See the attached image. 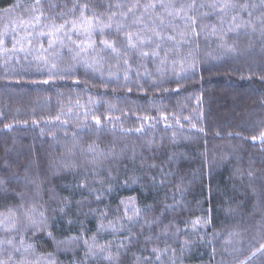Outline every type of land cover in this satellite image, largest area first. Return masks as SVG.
I'll return each instance as SVG.
<instances>
[{
    "label": "trees",
    "instance_id": "obj_1",
    "mask_svg": "<svg viewBox=\"0 0 264 264\" xmlns=\"http://www.w3.org/2000/svg\"><path fill=\"white\" fill-rule=\"evenodd\" d=\"M79 2L35 28L7 17L31 0H0V261L264 264V0H196L198 36L144 12L161 0ZM158 15L176 39L126 49Z\"/></svg>",
    "mask_w": 264,
    "mask_h": 264
},
{
    "label": "snow or ice",
    "instance_id": "obj_2",
    "mask_svg": "<svg viewBox=\"0 0 264 264\" xmlns=\"http://www.w3.org/2000/svg\"><path fill=\"white\" fill-rule=\"evenodd\" d=\"M36 5H40L41 4V0H35ZM97 7H101L103 5H96ZM206 5L201 4L200 7H205ZM212 8L214 9H219L221 12H223L224 10L230 8V7H236L235 4H232L230 2V0H228V2L225 3H214L212 5H210ZM22 5L17 3L13 6L14 9H19L21 8ZM52 7L54 8H59L60 5H52ZM65 8H67V4L64 5ZM90 7H92L88 2L85 3H80L79 0H72V7L70 9H68V11L70 13L75 14V12L78 10L80 12V16L83 19L84 18V14L86 12H88L90 10ZM112 7L113 5L108 4L107 5V11L109 13L108 15V20L111 21L113 16H115V13L112 12ZM116 7H120V5H116ZM157 7H159L160 9H163L167 15V17L169 18H175V17H179L181 19H184L186 21V24H190L192 26V31L195 35H199V33L195 32V26L197 25V18L194 15H190V14H186L185 9L187 8L188 10H194L197 7L196 4V0H191V3L188 5H176L174 3H164L161 2L159 4L155 3V2H150L146 5H143V9L144 12H147L149 9L152 10H156ZM241 7H247V5H242ZM141 8V5L139 4V0H136V2L132 3L128 8H127V12H125L123 15L125 17V19L128 18L129 14L135 15V11L134 10H139ZM33 10L35 11V8H33ZM43 16V9L40 10V14L35 18L37 20V22L40 20V18ZM97 18L93 17V20H87L86 22L91 24L93 23ZM233 20H235V17H233ZM143 21V15L137 17L134 21L133 24H141ZM156 21H158V24L156 23ZM23 23V21H22ZM68 22L66 21L64 24H60L59 26L56 25H52V28L59 32L62 29L65 28L66 24ZM153 24H156L155 27H151L148 26V32H150V35H144L141 36V34L139 32H132V31H125L124 27L121 25H117V30L118 31H125V40H126V49H137L140 48L142 49L145 46L151 45L152 43H154L155 41H164V40H168V41H174L176 39V37L174 35H163L162 31L163 29L166 27L165 25V19H164V15H158L154 18V20L152 21ZM172 23L171 19H169L168 21V25L170 26ZM75 22L72 23V27L75 28ZM112 25L111 23L108 24H104L103 27L105 28H110ZM180 35H186V33H180ZM0 44H3V40H0ZM100 44L103 46L104 49H110L113 53L119 55H122V53L120 52V50L117 47V44L115 41H109L107 39H102L100 41ZM160 45L159 43L156 44V49H159ZM13 49H15V45H13ZM126 54V53H125ZM142 56H148L149 53L147 51H141L140 53ZM153 55H156L157 52L154 49L152 52ZM124 63L127 64L128 60L125 59ZM47 82V81H45ZM97 123H99V120H97ZM253 139L255 140L256 138L253 137ZM261 139H264V132L261 133ZM6 183V181L0 180V184H4ZM42 215V214H41ZM262 249H264V245L261 246ZM153 251H156L155 249H153ZM253 255H255V253H253ZM0 264H4L3 261H0Z\"/></svg>",
    "mask_w": 264,
    "mask_h": 264
},
{
    "label": "rangeland",
    "instance_id": "obj_3",
    "mask_svg": "<svg viewBox=\"0 0 264 264\" xmlns=\"http://www.w3.org/2000/svg\"><path fill=\"white\" fill-rule=\"evenodd\" d=\"M24 1H26V0H24ZM32 1V3L31 4H29L27 7H25V8H21V10H19V11H16V12H7V17H16V16H18L17 18H16V20H17V24L19 23L20 25H23V23H27V22H32L33 24H34V26H35V28H37V24H39L40 23V21L44 18V17H46L47 15H48V10H46L45 8H44V6H43V4L42 3H45V1H49V0H44V1H41V4L40 5H36V3H35V0H31ZM24 4H26V3H24ZM33 8H35V11L33 10ZM27 9V10H26ZM41 9H43V16L40 18V20L37 22V20L35 19L39 14H40V10ZM1 12H3V11H1ZM3 13H5V12H3ZM12 19V18H11ZM10 19V20H11ZM22 21H23V23H22ZM14 23H16V22H14ZM18 26V28H20V27H22V26H19V25H17ZM32 26V25H31ZM2 28H4V29H6V26L3 24V23H1V29ZM51 31V33H53V30L51 29V30H48L47 31V33L48 32H50ZM18 33H20V32H18ZM3 44H0V51L1 50H3V49H1V46H2ZM53 82V81H52ZM9 156V155H8ZM10 157H12V155H10ZM63 169H65V168H63ZM67 169V168H66ZM62 170V169H61Z\"/></svg>",
    "mask_w": 264,
    "mask_h": 264
}]
</instances>
